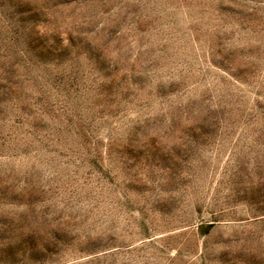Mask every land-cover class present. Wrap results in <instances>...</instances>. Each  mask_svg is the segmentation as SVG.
Instances as JSON below:
<instances>
[{"label":"rangeland","instance_id":"obj_1","mask_svg":"<svg viewBox=\"0 0 264 264\" xmlns=\"http://www.w3.org/2000/svg\"><path fill=\"white\" fill-rule=\"evenodd\" d=\"M0 264H264V0H0Z\"/></svg>","mask_w":264,"mask_h":264}]
</instances>
